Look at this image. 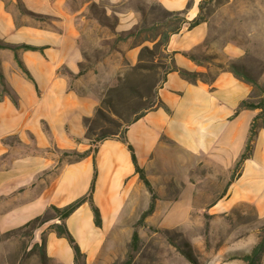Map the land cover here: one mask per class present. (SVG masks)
<instances>
[{"label": "crops", "instance_id": "0c3cea01", "mask_svg": "<svg viewBox=\"0 0 264 264\" xmlns=\"http://www.w3.org/2000/svg\"><path fill=\"white\" fill-rule=\"evenodd\" d=\"M128 2L135 6L114 10ZM144 4L184 18L165 44L175 70L157 90L162 106L146 111L125 129L151 185L157 176L170 174L180 186L167 205L165 223H184L194 208L209 207L216 214L220 207L264 205L263 127L223 197L210 204L198 201L197 193L203 198L207 191L197 188L201 179L193 180L195 172L199 177L208 172V180L217 175L210 172H233L260 114L237 113L241 102L256 101L264 93L238 78L228 65L245 70L264 91V52L259 51L264 50V0H0V40L34 48L17 53L0 49V71L9 91L0 93L1 233L43 216L51 206L63 208L86 195L94 169L92 203L101 214V226L94 223L90 202L65 220L87 263L95 262L121 223L129 200L142 188L127 145L115 137L101 141L96 152L82 159L64 153L91 150L85 120L95 116L103 97L92 69L80 74L94 7L107 18L114 16L115 31L125 34L141 23ZM199 17L202 22L190 29L189 23ZM143 46H127L130 64L138 62ZM104 63L103 59L99 65ZM180 71L198 76L191 81ZM45 249L49 260L75 264L71 246L55 232L47 235Z\"/></svg>", "mask_w": 264, "mask_h": 264}, {"label": "rangeland", "instance_id": "374dc122", "mask_svg": "<svg viewBox=\"0 0 264 264\" xmlns=\"http://www.w3.org/2000/svg\"><path fill=\"white\" fill-rule=\"evenodd\" d=\"M134 6L128 2L114 10ZM93 17L95 20L91 18L88 23L84 39V68L92 69L97 86H102L99 108L110 120L95 114L89 123L87 135L91 143L97 145L98 137L123 135L130 122L159 105L157 90L173 67L172 55L165 50V34L179 26L180 17L169 15L157 5L144 4L139 26L132 35L120 37L113 31L117 23L114 16L107 18L102 9H97ZM247 35L240 33L241 37ZM218 39L217 34L213 42ZM137 44L144 46L139 51L138 62L130 64L125 58L126 48ZM103 59L104 65H99ZM228 67L231 69V65ZM214 73L206 75L207 79ZM200 77L203 79V75ZM96 145H92V151ZM239 170L240 167L235 172H210L217 175L209 180L208 172H202V177L195 172L193 180L202 181L197 188L205 189L203 194L207 191V197L203 195V198L202 193H197L198 201L203 199V203L210 204L223 197L241 173ZM157 177L158 181L152 184L155 198L142 183L141 190L129 200L121 223L105 242L100 256L90 264H250L243 256L252 255L264 238V205L259 209L248 205L220 207L216 214L213 213L216 210L209 207L194 208L184 223L171 225L165 223L170 211L167 205L176 197L180 186L170 174ZM198 201L196 204L202 203ZM153 204V212L147 214ZM53 224L47 222L33 231L0 232V264H58L43 256L46 237L54 232ZM134 233L139 236L136 249L132 244ZM78 264L89 263L84 258ZM251 264H264V250L253 256Z\"/></svg>", "mask_w": 264, "mask_h": 264}, {"label": "trees", "instance_id": "16d2710c", "mask_svg": "<svg viewBox=\"0 0 264 264\" xmlns=\"http://www.w3.org/2000/svg\"><path fill=\"white\" fill-rule=\"evenodd\" d=\"M99 8H95L93 10V13ZM103 12V11H102ZM167 13V12H166ZM169 15L175 16V17H180V24L178 27H176V29H174L171 33L165 34V42L167 43L169 36L172 33H177L180 28H181V24L184 22V18L181 16V14L179 13H168ZM202 18L199 17L193 21H191L189 23V28L192 29L195 26L199 25L202 22ZM113 31L115 32L117 37L123 36V35H132L134 31H130L127 32L125 34H120L117 33L115 31V28H113ZM0 49H10L12 51H14L15 53H17V51L19 49H34L33 47L30 46H25V45H11V44H7L4 43L0 40ZM20 63V62H19ZM21 67L23 68L22 64L20 63ZM83 69H84V64H81V71L80 74L83 73ZM172 70H175V67L173 66L172 68H170V70L168 71V73ZM231 71L240 79H242L243 81L252 84L253 86L259 88L263 93L264 91L262 90L261 87H259L258 82L255 80V78H253L251 75H249L245 70L237 67V66H231ZM180 74L183 77H186L187 79L194 81L198 74H194V73H188L185 71H180ZM0 93L1 96H4L5 94H9V91L6 88L5 82H4V78L3 75L0 71ZM159 107H161L162 105L159 104ZM242 110H260V114L254 118L250 130H249V136H248V140H247V144L245 147V152L240 156V159L238 160L237 164L235 165V168L233 170V172H235V169H238L239 167H241V164L243 163L244 160H246L252 153V149H253V145L255 142V139L257 137V133H258V129L259 127H263L264 128V96H262L261 98L257 99L256 101H243L241 102L237 113L242 111ZM97 116H99L102 119H107V117L105 116V114L103 113V111L98 107L97 111H96ZM141 116H139L138 118L134 119L132 122H130L127 126H129L131 123L135 122L136 120H138ZM93 118H89L85 120V123L87 125V129H88V133L90 132V128H89V123L92 121ZM110 121V120H109ZM87 137L91 140V138L87 135ZM118 137L124 144L127 145L129 151L131 152V156H132V161L135 165V170H136V174L139 176V179L141 180V182L144 184V186L151 192V194L153 195V198H155L154 192H153V188L152 185L150 183V181L148 180L147 176H146V172H144L143 169H141L138 165L137 162V158L135 155V151L134 148L127 142L126 137H125V132L123 135L118 136L117 134H112L111 136L105 135V136H101L98 137L96 140L97 145L108 138H115ZM92 145H96L95 142L91 143ZM97 145L94 149V152L97 151ZM92 150H89L87 152L84 153H78V152H65L64 155H70V154H74L78 157V159H82L83 157H85L88 153H90ZM95 177H96V169H94V178L90 187L89 192L78 198L77 200H75L74 202L70 203L69 205L63 207V208H57L55 206H51L49 207V209L46 211V213L43 216L37 217L33 220H31L30 222H28L26 225L17 228L15 230L12 231H16V230H22V229H30V231L35 230L39 225H43L47 222L50 221H59V223H54L51 228L54 230L55 234L57 235V237L59 238H64L67 240V242L69 243V245L71 246L73 253H74V257H75V264H78L79 261L81 259H84V255L81 252L79 245L77 244V242L75 241V239L73 238V236L70 234V232L68 231L66 224H65V220L67 218H69L80 206H82L84 203L86 202H90L91 206H92V211L94 214V223L97 227L101 226V214L99 212V209L92 203V193L94 190V181H95ZM154 210V204L150 207V209L148 210L147 214L152 213ZM50 213H53V215L49 216ZM139 241V236L137 233H134L133 238H132V244L133 247L136 249L137 248V244ZM262 250H264V238L262 240V242L254 248L253 250V254L252 255H245L243 256V259L246 262H249L250 264L252 263L253 260V256L258 255L260 252H262ZM43 256L45 259H49L47 257L46 254V249H43Z\"/></svg>", "mask_w": 264, "mask_h": 264}]
</instances>
